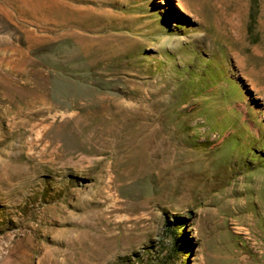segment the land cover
I'll return each mask as SVG.
<instances>
[{
	"label": "rangeland",
	"instance_id": "obj_1",
	"mask_svg": "<svg viewBox=\"0 0 264 264\" xmlns=\"http://www.w3.org/2000/svg\"><path fill=\"white\" fill-rule=\"evenodd\" d=\"M264 264V0H0V264Z\"/></svg>",
	"mask_w": 264,
	"mask_h": 264
},
{
	"label": "trees",
	"instance_id": "obj_2",
	"mask_svg": "<svg viewBox=\"0 0 264 264\" xmlns=\"http://www.w3.org/2000/svg\"><path fill=\"white\" fill-rule=\"evenodd\" d=\"M256 2V0H255ZM167 231L170 233V237L173 239V245L171 248V254L172 255H168L167 257H165L164 260H160V258L157 259V257L155 258H149L148 262L145 264H170L171 261H173V258L175 257V255L177 254V250L180 249V244H181V238L178 237L176 230H173V228L171 229H167Z\"/></svg>",
	"mask_w": 264,
	"mask_h": 264
}]
</instances>
